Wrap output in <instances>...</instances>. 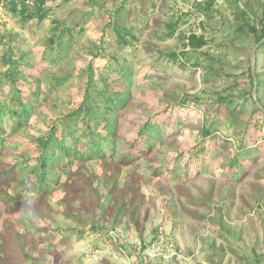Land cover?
Returning <instances> with one entry per match:
<instances>
[{
  "label": "rangeland",
  "instance_id": "rangeland-1",
  "mask_svg": "<svg viewBox=\"0 0 264 264\" xmlns=\"http://www.w3.org/2000/svg\"><path fill=\"white\" fill-rule=\"evenodd\" d=\"M23 3L0 0V264H264V0Z\"/></svg>",
  "mask_w": 264,
  "mask_h": 264
},
{
  "label": "trees",
  "instance_id": "trees-1",
  "mask_svg": "<svg viewBox=\"0 0 264 264\" xmlns=\"http://www.w3.org/2000/svg\"><path fill=\"white\" fill-rule=\"evenodd\" d=\"M25 7H27L26 5V0L25 3H23ZM203 44V42H200V44H198L199 46H201ZM10 75H7V77ZM108 97H110L108 99V101L110 102H116V105H119L121 103L122 100L116 99V98H112L111 94H107ZM119 100V101H118ZM15 103L18 105L19 109L22 110V113L25 114L28 111V108L26 106V104H24L23 102V95L19 94L18 97L14 98ZM18 124L21 125L22 124V118L19 117L18 120ZM148 124L138 132L137 134V138L130 144L129 147V151H128V155L135 159L137 157L142 156L143 154L147 153V147L150 143V141L152 140V138L154 137V132L148 131ZM2 133L0 132V139L2 137ZM54 145H56L57 149L59 150V156H65L68 155L67 154V149L65 148V146H63V144L61 143L60 140H55L53 138H51L50 140H46L43 142V149H44V154H43V159H42V167L44 169H47L50 167L51 164H53L54 159L56 158V155L54 153Z\"/></svg>",
  "mask_w": 264,
  "mask_h": 264
},
{
  "label": "built area",
  "instance_id": "built-area-1",
  "mask_svg": "<svg viewBox=\"0 0 264 264\" xmlns=\"http://www.w3.org/2000/svg\"><path fill=\"white\" fill-rule=\"evenodd\" d=\"M26 2H28V0ZM162 247L169 248V247H172V246H170V244H169L168 240L166 239V236L164 235V233L160 232L159 235L156 238L155 243L152 244V249L154 251H156V250H159Z\"/></svg>",
  "mask_w": 264,
  "mask_h": 264
},
{
  "label": "water",
  "instance_id": "water-1",
  "mask_svg": "<svg viewBox=\"0 0 264 264\" xmlns=\"http://www.w3.org/2000/svg\"><path fill=\"white\" fill-rule=\"evenodd\" d=\"M255 52H256V49L254 50V53H253V56H254V67H255V65H256V63H257V61H256V55H255ZM255 77H256V75H255ZM256 79V78H255ZM257 87V81L255 80V88Z\"/></svg>",
  "mask_w": 264,
  "mask_h": 264
}]
</instances>
